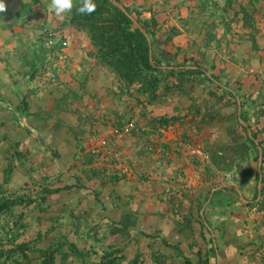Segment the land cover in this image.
Returning a JSON list of instances; mask_svg holds the SVG:
<instances>
[{
    "label": "rangeland",
    "instance_id": "374dc122",
    "mask_svg": "<svg viewBox=\"0 0 264 264\" xmlns=\"http://www.w3.org/2000/svg\"><path fill=\"white\" fill-rule=\"evenodd\" d=\"M77 1L73 0L74 7L77 5ZM189 1L191 6L187 7L186 3ZM230 1L232 4L228 8V0H202V6L199 7H196L195 0H136V2L134 0L135 6L139 8L144 18L153 16L157 20V25L153 27V39L157 53L165 49L176 62L187 65H197L199 60L187 55L182 56L175 47L174 39L182 34H187L190 37L187 29L196 22L205 27V39H212L217 28L219 30L223 28L224 22L233 21L237 23L240 21L243 28L248 31V35L263 39L264 42V0ZM242 8L246 11L244 12ZM182 11L185 14L184 17L180 14ZM72 12L65 13V18L70 20ZM182 24L184 30L180 27ZM168 55L165 56L168 57ZM67 57L66 61L69 60V55ZM262 57L263 62L257 66L258 68L264 64V46ZM166 83L169 85L167 89H165ZM178 96H181V105L176 109ZM129 97H133L132 100L135 99L136 102L140 103L139 106L144 105L143 111L146 115L149 113V116L157 117V119L163 116L170 120L168 124L166 123L167 125L155 121L154 124H158L160 128L168 130L170 126H184L185 120H189L190 123L203 113L202 121L218 133L216 141L212 142L208 138H202L201 141L193 140L188 136V131H185L176 145L181 149L179 160H174L171 156L174 144H169L167 147L162 146V144L160 147L159 144L153 145L152 141L158 143L160 136L159 132L151 131L154 134L149 139L153 146L149 151L150 153L141 150L143 154L138 153V157H136L139 160L145 158V161L150 164V171L146 172L145 176L142 174L139 178L140 181L143 179L151 180V184L145 186L150 191L151 196L160 197L163 195L170 197L172 201L179 199L178 202H174V204L172 202L171 205H168L169 212L173 214L172 219H179L184 223L181 214L183 206L180 204V198L186 194L187 189H182L185 184L190 183L198 194L201 193L202 200L197 204L196 210L198 230L193 233L194 241L185 244L183 240L186 237L176 235L174 230H169L162 235L158 229L159 224L155 221V223L150 220L146 221L144 216L138 220L127 219V221L125 218L121 220V217H115L116 212H113L110 197L116 196L117 193L119 196L126 195L125 187L119 186L122 178L126 177L125 172L117 174L120 179L114 183L118 185L120 192H117L116 188L108 192L111 190L107 186L108 181L105 182V186H102L104 181L96 183L94 189L88 182L82 181L83 177L79 175L80 171L74 168L75 165L70 161L71 157L69 158L62 152L58 153L59 151H56V155L60 165L54 169L52 165L40 163L43 168L41 171H44L40 172V167H38L40 164L37 162L36 154L26 153L27 155L23 154L24 157L16 156L15 139L21 137L18 134L14 136L13 133L20 126L0 123V183H4L3 189L12 196L22 194L37 198L36 205L30 204L25 208L23 206L17 207L13 212L15 214L13 218L2 217L0 219V243H5V231L13 225V222L21 221L26 226H24L23 234L17 242H31L32 246L39 248L55 247L58 242L67 239L68 242L76 244L84 251L86 248L89 249V246L95 245V251L99 254L104 250L118 249L117 254L123 264H134L133 259L137 254L141 257L139 264H160L156 261L157 257L166 261L167 264H184L183 256L188 257L192 264H205L206 252L208 251V258L211 261L209 264H216V254L209 250L211 234L207 233L201 224L203 217H206V208L211 200L210 198L205 203V196L207 197L211 190L214 192L220 187H229L228 185H230L229 188L232 189L227 192L232 193L233 196L237 195L235 197L237 199L236 212L243 213L241 216L243 224L241 223L242 228H239V221L236 219L232 226L226 227V229L221 226L222 220L217 221L220 218H215L216 225L213 222L212 226L215 246L222 253V258L217 256V264L218 260L219 264H261L260 258L264 257V249L261 247L264 237L261 233L264 230L263 227H258L264 221V212L240 201V197L253 199L255 195L256 182L253 177V170H255L256 165L255 155L249 151L245 134L238 127L237 102L232 100L233 98L230 96L229 99L228 93L224 89L209 82L203 76L197 77L195 80L182 76H169L160 84L157 95L152 99L149 94H140L136 90L124 98L128 100ZM158 102H161V108L152 105ZM230 102L232 106L229 105ZM215 106H218V109ZM231 111L232 113H229ZM250 125L253 126V124ZM225 133V137H222V134ZM160 138L162 139V137ZM23 141L26 144L32 142L41 144L43 147H46V143L48 144L47 140L36 139L26 132L23 134ZM147 146L146 144L145 149ZM49 147L51 148V145ZM191 147L202 148L210 154V157L201 159L193 156L190 152ZM261 147V150L264 149V146ZM31 149L34 151L35 148ZM182 159L188 164H183ZM21 160L22 163H19ZM10 167L13 169L9 170ZM186 167L190 170V175L193 173L192 182L189 179L186 180L185 173H183L184 179L182 178L179 168L184 171ZM69 171H73V174ZM172 176L174 177L172 178ZM6 177L9 181L4 182ZM170 177L172 179L166 184V179H170ZM67 186L68 188H65ZM139 186L137 191L142 195V191L147 190L144 186ZM60 187L63 190L54 191ZM168 187L170 190H167ZM190 191L186 192L190 194ZM203 195H205L204 198ZM260 197L261 191L256 201H259ZM156 205L157 203L151 205V209ZM117 207L121 208L119 204ZM216 207L214 205V208ZM21 211L24 212L20 216ZM116 211L118 214V210ZM102 215H106V219L102 218ZM109 215H112V218ZM214 216L216 215L214 214ZM122 225L125 226L126 230L122 232L117 230L116 235H111L114 234L115 226L121 227ZM146 234H150L151 237H147ZM69 251L71 252L70 249ZM90 256H93L94 259L97 258L96 253H90ZM200 256L203 257V261L200 260ZM74 264H82V262L78 260Z\"/></svg>",
    "mask_w": 264,
    "mask_h": 264
},
{
    "label": "crops",
    "instance_id": "0c3cea01",
    "mask_svg": "<svg viewBox=\"0 0 264 264\" xmlns=\"http://www.w3.org/2000/svg\"><path fill=\"white\" fill-rule=\"evenodd\" d=\"M4 3L6 10L0 13V123L20 126L13 133L21 137L15 139L16 156L36 154L39 164L52 165L56 169L60 165L56 151L62 152L71 157L70 161L80 171L82 181L88 182L94 189L96 183L104 181L102 186H105L108 181L107 186L111 188L108 192L113 188L120 192L118 185L114 184L116 180L113 175L125 172L126 177L122 178V186H119L125 187L126 195L119 196L115 191L117 195L110 197L115 217L127 221L144 216L146 221L159 224L162 235L174 230L176 235L186 237L183 240L185 244L192 243L193 233L198 230L196 210L202 200L201 193L198 194L190 183L182 187L191 191L190 194L185 191L186 194L180 198L184 223L182 227L178 226L170 216L168 205L179 199L172 201L163 195L151 196L145 187L151 184V180L140 181L139 178L150 171V164L145 158L139 160L136 157L138 153L143 154L141 150L145 151L146 143V153H150L153 146L150 147L148 139L154 134L151 131L159 132L162 137H158L155 146L174 144L171 153L174 160H179L181 149L176 145L185 131L193 140L208 138L215 142L218 133L202 121L203 113L190 123L185 120L184 126H170L168 130L160 128L152 122L154 117L143 111L144 105L139 106L140 103L132 100L133 97L127 100L120 96L111 76L105 69L98 67L91 57L90 39L84 32L74 28L70 20L65 18L66 15L57 16L49 10L51 0H4ZM180 14L185 16L183 11ZM183 26H180L182 30ZM222 26L220 30L217 28L212 39H205V27L196 22L187 29L190 37L187 34L175 37V47L182 56L198 59L199 65L237 95L238 115L240 105L241 116L247 118L248 125L253 124L252 128L258 130L264 141V76L255 72L263 62V39L248 35L240 21L224 22ZM52 34L56 35L57 44L50 47L47 35ZM63 40L68 41L65 48L61 47ZM64 52L69 55L68 61L61 59ZM221 89L228 93L229 99L232 97L226 88ZM180 102L181 96H178L176 109L180 107ZM152 105L161 108V102ZM229 105L232 106V103ZM215 108L218 109V106ZM134 128L143 132V135H131ZM22 132L36 139L47 140L51 148L47 143L46 147L33 142L26 144ZM225 135L222 134V137ZM31 148H35L34 151ZM92 154L95 158L90 161ZM182 163L188 164L183 159ZM38 167L40 172H44L41 171V164ZM93 169L103 173L94 176ZM179 170L183 179L185 173L186 180L193 181V173L189 174L188 167L184 171L181 168ZM69 172L73 174V171ZM172 178L166 179V184ZM139 185L147 190L142 191V195L137 191ZM236 196L222 192L210 200L206 217L201 220L207 233H210L207 222L212 228L213 222L216 225V217L220 218L217 221L222 220V228L231 227L236 219L239 228H242L243 213L236 212ZM240 201L249 202L244 197H240ZM155 203L156 207L151 209ZM109 216L112 218V215ZM102 218L106 219V215H102Z\"/></svg>",
    "mask_w": 264,
    "mask_h": 264
},
{
    "label": "trees",
    "instance_id": "16d2710c",
    "mask_svg": "<svg viewBox=\"0 0 264 264\" xmlns=\"http://www.w3.org/2000/svg\"><path fill=\"white\" fill-rule=\"evenodd\" d=\"M117 1L125 7L127 12H124L120 7L114 4L112 0H94L96 4V11L94 13L90 15H81L77 13L76 7H74L70 17V23L74 28L84 32L88 36L92 47V51L90 52L91 57L98 67L105 69L111 76L112 83L120 89L119 94L122 98L136 90L140 94H149L152 99L157 95L160 84L169 76H182L183 78H188L190 80H195L197 77L203 76L209 82L215 83L221 88H226L234 98V101L237 102V95L230 91L229 88L225 87V85L221 84L217 77L213 74H209L205 67L199 64L187 65L186 63H178L174 58L168 55L165 49H162L160 53H157L154 45L155 40L153 39V27L157 25L156 18L153 16L150 18H144L139 8L135 6L136 0L135 2L134 0ZM201 1L202 0H195L196 7L202 6ZM81 2L82 0L80 3ZM80 3L78 0L77 5ZM227 4L229 8L232 3L228 0ZM186 5L187 7L189 5L191 6L190 1L187 2ZM242 10H244V12L246 11L243 8ZM234 12L236 14V11ZM134 19L138 21L141 28L146 29L149 37L142 32L141 28L135 27ZM50 38L57 39L55 34L47 35V39ZM151 53L153 61H151ZM164 54L168 55V57ZM168 86V83H166L165 89H167ZM240 118L238 127L245 134V138L248 141L249 151L255 155L254 160L256 165L255 170H253V177L256 182L255 195L253 196V199H246L249 201L248 206H254L258 211L264 212V149H262V170L259 171L258 169L260 148H262L261 146H263L264 142L260 138L258 130L253 129L251 125H249V127L252 130V134L249 135L248 127L241 122V120L247 122V118L243 116ZM152 121L153 123L158 121L164 125H167L170 122L167 117L163 116L158 119L157 117H154ZM132 130L131 135L138 133L139 135H143V132H139L136 128ZM152 143L154 145L156 141H152ZM150 147H152V145H150ZM145 151L148 150L145 149ZM94 158L95 156L92 154L89 157V160L91 161ZM12 167H10L9 170L13 169ZM92 173L94 176H101L103 172L93 169ZM113 178L117 181L120 179L117 175H113ZM5 181H9V179L6 177L4 178V182ZM259 183H262L263 187L260 200L256 201L260 194L258 188ZM3 184V182L0 183V219L2 217L9 219L13 218L15 215L13 212L17 207L23 206L25 208L30 204L36 205L37 198L22 194L12 196L3 189ZM65 188H68V186ZM231 189L232 188L229 187H220L214 192L211 190L206 197L205 203L210 200V198L213 199L222 192L226 193ZM61 190H63L61 187L54 189V191L58 192ZM23 212L24 211H21L20 216L23 215ZM172 215L171 212L170 216ZM175 220L174 222L182 227L183 223L179 219ZM24 226H26V224L23 222L14 221L13 225L5 231L6 241L5 243H0V264H74L75 261L77 262L78 260H80L82 264H123L120 257H118V249L113 251L104 250L99 254L95 251V245L89 246V249L86 248L84 251L76 244L68 242L67 239L61 240L55 247L49 248L32 246L31 242L26 241L17 242L23 234L22 231ZM207 226L211 234L209 239V250L215 252L217 264V256L222 258V253L215 246L213 230L208 222ZM261 227H263L264 230V221L258 228ZM114 230V234L111 235H116L117 230L122 232L126 229L125 226L122 225L121 227L115 226ZM261 235L264 237V232H262ZM146 236L151 237L150 234H146ZM37 240L39 241L40 239ZM261 247L264 249V241ZM90 253H96L97 258L94 259L93 256H90ZM206 255L207 258L204 263L209 264L211 261L208 258V251L206 252ZM183 257L184 264H192L188 257ZM140 258V255L137 254L133 259V263L139 264ZM200 260L203 261L202 256H200ZM156 261L160 264H167V262L162 261L160 257H157ZM260 262L264 263V257L260 258Z\"/></svg>",
    "mask_w": 264,
    "mask_h": 264
},
{
    "label": "clouds",
    "instance_id": "9594fccd",
    "mask_svg": "<svg viewBox=\"0 0 264 264\" xmlns=\"http://www.w3.org/2000/svg\"><path fill=\"white\" fill-rule=\"evenodd\" d=\"M76 11L78 14H92L96 11V4L94 0H82L79 5H76ZM74 8L73 0H51L49 4V10L54 12L55 15L61 16L65 13H71ZM6 10L4 0H0V13Z\"/></svg>",
    "mask_w": 264,
    "mask_h": 264
},
{
    "label": "built area",
    "instance_id": "2783aa9c",
    "mask_svg": "<svg viewBox=\"0 0 264 264\" xmlns=\"http://www.w3.org/2000/svg\"><path fill=\"white\" fill-rule=\"evenodd\" d=\"M47 44L50 47H53L57 44V42L54 38H50L47 41ZM66 46H68V41L63 40L61 42V47L65 48ZM67 56H68L67 53L64 52L61 54V59L65 60L66 58H68ZM256 71H257L256 73L260 74L261 76H264V64L260 66ZM190 152L193 156L199 157L201 159H208L210 157V154H208V152L204 151L202 148L199 147H191Z\"/></svg>",
    "mask_w": 264,
    "mask_h": 264
},
{
    "label": "water",
    "instance_id": "95a60500",
    "mask_svg": "<svg viewBox=\"0 0 264 264\" xmlns=\"http://www.w3.org/2000/svg\"><path fill=\"white\" fill-rule=\"evenodd\" d=\"M112 1H113L114 4H116L118 7H120L124 12H127L125 7L120 2H118L117 0H112ZM134 24H135V27L141 28V25L138 23V21L136 19H134ZM141 30H142L143 33H145L147 35V37H149L146 29L141 28ZM151 61H153L152 60V53H151ZM239 116H241V106L240 105H239ZM241 122L248 127V133H249V135H251L252 134V130L249 127L248 123L243 121V120H241ZM262 162H263V153H262V150L260 148V158H259V165H258L259 171L262 170ZM261 189H262V184H259V190L261 191ZM201 212L203 213V210ZM218 264H219V260H218Z\"/></svg>",
    "mask_w": 264,
    "mask_h": 264
}]
</instances>
